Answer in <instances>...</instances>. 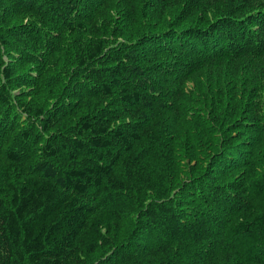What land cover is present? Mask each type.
Listing matches in <instances>:
<instances>
[{"label":"trees","instance_id":"trees-1","mask_svg":"<svg viewBox=\"0 0 264 264\" xmlns=\"http://www.w3.org/2000/svg\"><path fill=\"white\" fill-rule=\"evenodd\" d=\"M0 264H264V0H0Z\"/></svg>","mask_w":264,"mask_h":264},{"label":"rangeland","instance_id":"rangeland-1","mask_svg":"<svg viewBox=\"0 0 264 264\" xmlns=\"http://www.w3.org/2000/svg\"><path fill=\"white\" fill-rule=\"evenodd\" d=\"M1 53L3 55V50L2 49H1ZM4 57H5V59H7L6 56H4ZM53 67H54L53 73H50V74L46 75V88L44 90L40 91V94L43 95L42 96L43 99H46L51 94V91L54 90V87L56 85L57 79L61 78V76L59 74V72L61 70L57 71L58 67H56L55 65ZM32 82L34 83L35 80H32ZM50 89H52V90L50 91ZM10 90H11V93L13 95L12 103H14L13 104L14 113H17V115H19V117H20V125H23V123H26L28 121V117H27V113L24 112L23 107L20 105L21 104L20 102L22 100H19L17 98V96H19L20 91H25L26 94H29V92L31 93V92H33V90H32V88H29V87H26V88H13V87H11ZM29 99H31L32 102L35 101V98L29 97ZM55 99H56V97L53 98V101ZM49 105H50V108H51L52 107V100L49 101ZM31 119H32V117H31Z\"/></svg>","mask_w":264,"mask_h":264},{"label":"bare ground","instance_id":"bare-ground-1","mask_svg":"<svg viewBox=\"0 0 264 264\" xmlns=\"http://www.w3.org/2000/svg\"><path fill=\"white\" fill-rule=\"evenodd\" d=\"M60 48H61V47H60ZM64 48H65V47H64ZM64 48H62V49H64ZM62 49H61V50H62Z\"/></svg>","mask_w":264,"mask_h":264}]
</instances>
